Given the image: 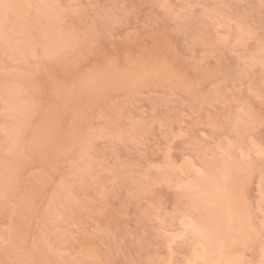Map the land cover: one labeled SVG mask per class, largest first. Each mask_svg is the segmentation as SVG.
Returning a JSON list of instances; mask_svg holds the SVG:
<instances>
[{
	"label": "rangeland",
	"instance_id": "1",
	"mask_svg": "<svg viewBox=\"0 0 264 264\" xmlns=\"http://www.w3.org/2000/svg\"><path fill=\"white\" fill-rule=\"evenodd\" d=\"M0 4V264H259L264 0Z\"/></svg>",
	"mask_w": 264,
	"mask_h": 264
},
{
	"label": "snow or ice",
	"instance_id": "2",
	"mask_svg": "<svg viewBox=\"0 0 264 264\" xmlns=\"http://www.w3.org/2000/svg\"><path fill=\"white\" fill-rule=\"evenodd\" d=\"M0 7H3L4 9H8L11 7V5H6V4H0ZM28 7H32L31 5H28ZM94 54H97L103 58V63L105 64H115V58L114 55L106 52V51H100L98 53H95L94 49ZM115 85L112 83H108L105 85H101L100 88L98 89V92L102 94L107 88L109 87H114ZM253 144L255 145V141H253ZM259 158H260V166H261V182L262 185H264V139L261 140V143L256 146V153H255ZM248 160L252 159V156L249 155L247 157ZM226 179H227V174H226ZM241 193L239 191V188H237L234 191L228 192V197L229 199L235 198L239 196ZM224 223L231 224L232 220L231 217L227 218L226 220L223 221ZM203 235V233H202ZM264 235V233H262ZM238 255V254H237ZM227 264H255V261H248V260H240L239 258L237 259H232L227 262ZM259 264H264V243H262V258L259 261Z\"/></svg>",
	"mask_w": 264,
	"mask_h": 264
}]
</instances>
